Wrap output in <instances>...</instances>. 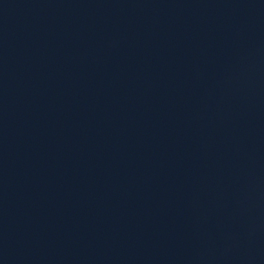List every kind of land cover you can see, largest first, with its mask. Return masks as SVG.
<instances>
[{
    "label": "water",
    "instance_id": "1",
    "mask_svg": "<svg viewBox=\"0 0 264 264\" xmlns=\"http://www.w3.org/2000/svg\"><path fill=\"white\" fill-rule=\"evenodd\" d=\"M0 264H264V0H0Z\"/></svg>",
    "mask_w": 264,
    "mask_h": 264
}]
</instances>
